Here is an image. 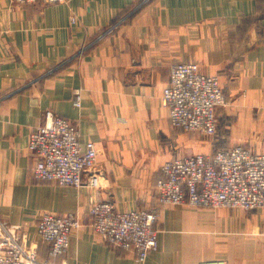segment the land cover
<instances>
[{"label": "crops", "instance_id": "0c3cea01", "mask_svg": "<svg viewBox=\"0 0 264 264\" xmlns=\"http://www.w3.org/2000/svg\"><path fill=\"white\" fill-rule=\"evenodd\" d=\"M178 63L218 77L228 101L216 110L218 130L208 146L179 137L162 105ZM47 111L70 120L84 148L95 147L100 187L67 189L32 178L29 137ZM237 144L264 152V0H0V218L15 224L8 212L26 208L77 216L81 230L53 264H136L132 253L115 260L93 237L91 203L107 201L118 212L155 209L164 162ZM211 210L214 225L188 205L162 209L161 217L169 225L175 218L183 233L202 222L217 231L216 250L187 244L185 257L171 251L166 258L161 234L144 264H264V210ZM30 227V238L21 235L49 259L50 246Z\"/></svg>", "mask_w": 264, "mask_h": 264}, {"label": "built area", "instance_id": "2783aa9c", "mask_svg": "<svg viewBox=\"0 0 264 264\" xmlns=\"http://www.w3.org/2000/svg\"><path fill=\"white\" fill-rule=\"evenodd\" d=\"M19 5L64 4L68 0H12ZM73 21V20H72ZM161 102L170 124L181 131L212 137L218 128L216 110L228 105L218 77L203 74L196 63H178L170 69ZM73 104L80 108L81 91ZM28 150L35 158L31 175L35 181L62 187L98 188L97 153L83 147L76 126L47 111L43 125L30 134ZM156 183L158 206L188 205L194 208L264 210V152L237 144L210 154L197 153L166 161ZM93 232L106 243L135 254L139 263L157 250L156 209L118 212L107 201H94L89 208ZM74 215L44 213L36 234L48 244L49 259H41L35 244L21 235V226L0 218V264H53L62 256L71 233L80 228ZM200 264H227L209 260Z\"/></svg>", "mask_w": 264, "mask_h": 264}, {"label": "rangeland", "instance_id": "374dc122", "mask_svg": "<svg viewBox=\"0 0 264 264\" xmlns=\"http://www.w3.org/2000/svg\"><path fill=\"white\" fill-rule=\"evenodd\" d=\"M178 134H179V137H183V138L192 137V139L195 141V143H196V141H198L199 145H203V146L204 145L208 146L210 143V139H211V137H209V136H204V135L199 134V133L184 132L181 130L178 131ZM243 146H245V145L243 144ZM215 151L216 150L213 149L210 153H213ZM257 152H263V151H257ZM210 153H208V154H210ZM97 180H98L97 186L100 187V185L102 183L101 177H100V179L98 178ZM36 183H38V182L36 181ZM44 184H50V185L56 186V184L50 183V182L49 183L45 182ZM63 188L77 189V188H72V187H63ZM160 207H161V210L162 209L171 210V209H174L175 207H170V206H156L155 207V209L158 212L157 222L155 224V229L157 231V243L159 245V236H161V234H164L166 236V242H165L166 258H167V255L169 256V253L171 251H173L179 259L185 257V255L189 253V249L187 248V244L188 245L191 244L192 246H196V247L206 246V247H208L209 250H216V248L218 247V244L215 242V240H216L215 237L217 235V233H216L217 231L214 232V230H212V229L209 230V228H205L203 226H200V224H202V222H198V224L194 225V227L190 226L189 228L186 229L190 233H183V228L181 227V225L176 224V222L174 221V220H176L175 218H173V224L172 225H169L168 223L167 224L162 223ZM189 208L197 211V213L201 212L202 214L203 213L206 214V215H203L206 217H203L202 215L196 216V218H199V221L203 220V219L207 220V218H209V220H207V221H208V224H211V225H214L215 222L217 221V217H216L215 213H213L214 210L207 209V208H194V207H189ZM220 210L221 211L222 210L223 211L224 210L225 211L226 210H238L239 212H251V211H244L241 209H220ZM216 211H219V210H216ZM8 213L11 214L12 218H16L15 221H18V222H16L15 224L21 226L24 234L28 238H30L32 236L30 226L34 225L33 230H34V234H35L36 224H37L39 218L41 217L40 215H42L41 211H38V212L33 211L32 212V210L26 208V209L12 210V211H9ZM45 213H50V212H45ZM201 213H199V214H201ZM88 214H89V212H88ZM29 216H31V217H29ZM61 216H66V215H61ZM75 217H77V216H75ZM80 223H81L80 228L74 230L71 233V236L73 234L79 233V231L81 230V227H82L81 220H80ZM199 230H201V231H199ZM71 236H70V239H71ZM93 237L95 239H98V242L101 245L105 246L108 250H110L114 253V259L115 260L120 259L126 255H130L131 253L134 254L133 252L125 251V250L119 249L117 247H114V246L106 243L102 238L97 236L94 232H93ZM32 242H34V241H32ZM69 242H70V240H69ZM69 245H70V243L68 244L66 252L62 256H64L67 253ZM156 251H154V252H156ZM126 252H129V253H126ZM217 259L225 260L223 258H217ZM217 259H214V260H217ZM134 260H135L136 264H144V262L139 263L136 260L135 254H134ZM88 264H101V263H100L99 259H90L88 261Z\"/></svg>", "mask_w": 264, "mask_h": 264}]
</instances>
